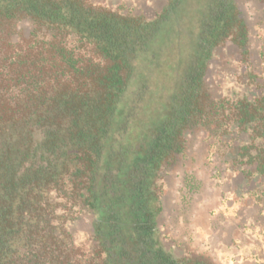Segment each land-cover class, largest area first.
Listing matches in <instances>:
<instances>
[{
    "label": "trees",
    "instance_id": "trees-1",
    "mask_svg": "<svg viewBox=\"0 0 264 264\" xmlns=\"http://www.w3.org/2000/svg\"><path fill=\"white\" fill-rule=\"evenodd\" d=\"M180 1L148 17L124 3L0 0V264H213L167 241L162 180L200 130L231 170L264 183V92L216 96L203 79L215 47L247 43L234 0H206L160 127L143 144L124 135V120L109 137L136 55ZM23 20L31 32L13 42ZM233 131L243 133L235 145L225 141ZM81 214L87 248L70 229Z\"/></svg>",
    "mask_w": 264,
    "mask_h": 264
},
{
    "label": "rangeland",
    "instance_id": "rangeland-1",
    "mask_svg": "<svg viewBox=\"0 0 264 264\" xmlns=\"http://www.w3.org/2000/svg\"><path fill=\"white\" fill-rule=\"evenodd\" d=\"M93 1L112 7L124 3L131 11L148 17H152L166 2ZM238 2L250 29L249 47L255 55V66L264 78V55H261L264 54V23H257L259 13L252 2ZM205 3L206 0L178 2L168 18L161 22L154 39L138 52L133 75L117 104L109 137L116 133V127L124 120V135L135 136L143 144L147 132L160 127L167 104L180 88V78L188 72L189 63L196 53ZM31 29L28 21H20L12 36L13 42L28 37ZM231 53L232 50L224 45L214 56L215 65L209 66L211 72L206 81L216 96L232 97L243 93L241 83L237 81L241 68L234 62ZM227 154L228 151L219 150L217 142L200 130L188 135L182 156L162 180L165 188L160 218L162 232L178 253H199L210 258L213 264H230L225 258L217 260L204 247L205 242L211 243L216 239L231 246L244 244L247 249H243V260L264 264V197L261 192L264 184L260 185V189H254L240 183L236 172L231 170ZM195 220H199L207 232L197 241L184 237L190 228L188 223ZM70 229L76 243L87 248L89 221L86 215H78L77 220L70 224ZM232 264L235 262L232 261Z\"/></svg>",
    "mask_w": 264,
    "mask_h": 264
},
{
    "label": "flooded vegetation",
    "instance_id": "flooded-vegetation-1",
    "mask_svg": "<svg viewBox=\"0 0 264 264\" xmlns=\"http://www.w3.org/2000/svg\"><path fill=\"white\" fill-rule=\"evenodd\" d=\"M250 2L253 3V5L257 8L256 12L259 13L258 19H257V23H264V0H248ZM236 7H237V13H238V18H241L243 20V22L246 24L247 28H248V39H247V43L245 45L244 48L240 49L239 46L237 44H235L232 40H228L225 43V46L227 47L228 50H232L233 53V59L234 62H236V64H238L241 68V71L239 73V75L237 76L238 78V82L241 83V88L242 90L247 93L249 96H255L256 94H259L261 92H264V78H262L260 72L258 71V69L255 66V55L254 53L251 51L250 47H249V26H248V22L245 18V16L243 15L242 11L239 8V2L238 0H234ZM164 5V4H163ZM162 5V6H163ZM220 50L219 47H215L213 50V53L210 57V59L208 60V65L206 68V72H205V76H204V80L207 83V85L210 87V83L208 81H206V77L209 74V71L211 72V70L209 69V66L212 65L214 66V56H216L218 54V51ZM264 52V51H263ZM261 55L263 56L264 54L261 53ZM216 60V59H215ZM263 62V61H261ZM218 64V61H217ZM237 131H233L231 135H226L225 136V141L228 142L229 141V136H232V138H238L240 136H243V133H238L236 134ZM232 144L235 145L237 144V139L232 141ZM232 149V148H231ZM233 150V149H232ZM234 154L235 152L232 151ZM230 151L231 154V159L233 158V153ZM230 166L232 167V160L230 161ZM238 177V180L240 181V183L242 182V184L247 185L250 188H256V189H260V185L264 184L262 183L263 179L261 177H258L256 175H252L249 177H246L244 174H240L239 172L236 173ZM252 183H255L254 185H252ZM173 246V245H171ZM175 250L176 248L173 247ZM183 253H188V252H183Z\"/></svg>",
    "mask_w": 264,
    "mask_h": 264
},
{
    "label": "crops",
    "instance_id": "crops-1",
    "mask_svg": "<svg viewBox=\"0 0 264 264\" xmlns=\"http://www.w3.org/2000/svg\"><path fill=\"white\" fill-rule=\"evenodd\" d=\"M129 1L130 0H125L126 3H128ZM194 217L195 216H193L192 219H194ZM188 226L190 228L184 235L185 238L189 237L197 241V238L207 235V232H205L204 228L201 227L202 225L201 222H199V220L190 221V223H188ZM207 239L209 240L210 238L208 237ZM207 242L204 243L205 244L204 247L208 249V251H210V253L214 255V257L219 261H222V258H225V260H229L230 264H232V261H234L235 264H252L250 260H243V256H244L243 249H247L244 244L243 246L242 245L231 246L228 243L223 244L221 241H219V239H216V241H211V243H207ZM204 247H202L201 245V248Z\"/></svg>",
    "mask_w": 264,
    "mask_h": 264
}]
</instances>
